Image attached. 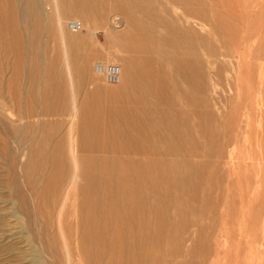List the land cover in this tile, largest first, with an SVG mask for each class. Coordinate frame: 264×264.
I'll use <instances>...</instances> for the list:
<instances>
[{
	"label": "bare ground",
	"instance_id": "6f19581e",
	"mask_svg": "<svg viewBox=\"0 0 264 264\" xmlns=\"http://www.w3.org/2000/svg\"><path fill=\"white\" fill-rule=\"evenodd\" d=\"M17 1L0 0V125L6 126L15 162L12 160V164L8 159L12 156L9 141L1 132L0 156L8 159L14 173L16 165H21L23 195L29 197V206L40 221L42 248L50 252L53 264L62 262L60 255L64 249L70 263L77 253L79 259L84 254L85 264H165L167 253L155 251L163 244L153 241L156 244L152 247L147 241L164 232L169 208L183 202L181 193L195 166L191 158L201 152L194 132L200 125H193L190 110L183 108L184 104L199 105V100L191 93V88L200 86L198 65L193 59L196 36L188 24L198 11L194 0H169L170 6L163 4L164 12L176 13L173 19L161 14L156 0H144V6L137 0H126L125 4L115 0L113 8L128 15L139 9L144 14V24H133L121 37L122 44L131 53L125 59L127 80L122 89L103 91L98 86L89 100L75 109V123L80 125L72 137L73 161L66 148V137L52 142L59 128H54L55 132L48 129L45 118L57 113V107L49 104L52 95L47 92L57 73L63 75L60 57L48 56L45 85L32 94L31 80L33 82L40 74L39 66L31 62L41 57L36 46L39 18L35 10L39 5L35 0ZM97 1L92 0L91 8L95 11ZM105 4L104 10L112 8ZM17 5L24 9L21 15L30 43L28 47L24 45L25 36L14 25V19L20 14L15 11ZM147 19L151 22H145ZM69 39L74 45L85 43V39L71 40V36ZM67 53L70 63L71 56ZM8 55L12 56L13 69L9 84L14 86L9 93L4 86L3 71L5 59L9 62ZM26 59H30L31 64L25 70L27 82L23 85L26 90L23 87L25 91H22L23 79L18 70ZM69 72L72 74L71 64ZM125 75L122 74L123 79ZM61 80L54 86L57 94H61ZM7 95L9 102L13 101L18 107L12 116L8 114L20 122L17 126L5 121ZM198 115L201 119L207 118L205 111ZM42 117L45 120H41ZM205 126L202 127L204 131ZM25 155L27 161L19 163ZM74 178L80 203L76 218L70 221V211L66 210L61 198ZM10 182L15 189L14 179ZM151 215L155 218L151 219ZM43 235H47V239ZM37 257L41 259L40 255ZM167 262L179 264L171 258Z\"/></svg>",
	"mask_w": 264,
	"mask_h": 264
},
{
	"label": "rangeland",
	"instance_id": "374dc122",
	"mask_svg": "<svg viewBox=\"0 0 264 264\" xmlns=\"http://www.w3.org/2000/svg\"><path fill=\"white\" fill-rule=\"evenodd\" d=\"M35 1L39 5L35 10L39 18L36 46L41 57L32 61L26 59L23 71L18 70L23 79L22 91L26 88L24 73L30 61L40 68L39 77L30 83L34 94L47 80L48 56L60 57L63 75L57 73L50 82L53 87L47 92L52 95L49 104L57 107V113L45 118L48 129L55 132L54 128H59L52 142L66 137V148L73 161L72 137L80 125L75 123V109L87 102L98 86L103 91H110L120 90L122 84H126L125 59L131 53L122 44L121 37L133 24H144V14L134 9L133 14L128 15L113 8L115 0H98L96 11L91 8L92 0ZM137 1L144 6V0ZM156 1V7L164 17H176V13L171 10L166 13L161 8L163 4L170 6L169 0ZM120 2L125 4L126 0ZM194 3L198 11L190 17L188 24L196 36L193 59L198 65L200 86L191 88V93L199 100V105L184 104L183 108L190 110L192 124L200 125V131L196 128L194 132L201 152L191 158L195 166L181 193L183 202L169 208L166 229L159 237L147 242L152 243V247L156 244L153 241L163 244L155 251L167 253L163 260L165 264L170 258L179 264H264V0H194ZM104 4L112 8L106 11ZM17 6L15 11L20 14L14 19V25L25 36L24 45L28 47L30 43L21 15L24 9ZM72 20H81L83 30L69 29L68 23ZM180 24L184 25V21L180 20ZM70 36L71 40L85 39V43L74 45L69 41ZM67 52L71 56L70 63ZM8 56L9 62L5 59L3 71L4 86L9 93L14 86L9 84L13 69L12 56ZM97 61L120 64L124 82L121 79V85L108 83L95 72ZM60 80L63 81L62 90L57 94L54 86ZM9 100L7 95L5 109H9H4L5 121L17 126L20 122L11 116L18 107ZM204 111L207 120L198 115ZM9 112L11 116H8ZM5 127L0 125V132L9 141L12 156L8 159L13 164L14 148ZM8 159L0 156V264H53L50 252L42 248L40 221L29 206V197L23 195L21 165H16L14 173ZM21 161L26 162L27 156L18 160ZM11 179L15 181V189L11 187ZM73 180L61 198L66 210L70 211V221L76 218L80 203L77 181ZM152 216L151 219L155 218ZM38 255L41 259L36 258ZM61 255L60 264H85L84 254L79 259L76 253L71 263L65 249Z\"/></svg>",
	"mask_w": 264,
	"mask_h": 264
},
{
	"label": "built area",
	"instance_id": "2783aa9c",
	"mask_svg": "<svg viewBox=\"0 0 264 264\" xmlns=\"http://www.w3.org/2000/svg\"><path fill=\"white\" fill-rule=\"evenodd\" d=\"M69 29L73 31H80L83 29V22L81 20H72L68 25ZM95 71L102 75L110 84H118L121 81L122 70L118 63H105L97 61L94 64Z\"/></svg>",
	"mask_w": 264,
	"mask_h": 264
}]
</instances>
